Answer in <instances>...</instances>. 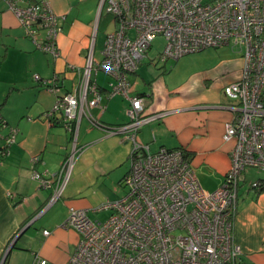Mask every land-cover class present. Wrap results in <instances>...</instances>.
I'll list each match as a JSON object with an SVG mask.
<instances>
[{"label": "built area", "instance_id": "built-area-1", "mask_svg": "<svg viewBox=\"0 0 264 264\" xmlns=\"http://www.w3.org/2000/svg\"><path fill=\"white\" fill-rule=\"evenodd\" d=\"M6 2L35 47L59 57L61 18L50 1ZM102 12L110 16L112 30L105 35L99 59L90 52L85 66L69 65L78 76L71 90L59 93L57 76H33L56 95L44 117L61 121L73 141L60 170L32 172L40 187L52 190L46 208L60 197L83 149L76 145L83 117L107 135L131 143L129 171L122 179L125 193L96 209L109 210L108 217L98 221L85 209L69 210L63 225L73 228L79 240L64 264H239L241 249L233 239L239 181L247 168L264 171V0H99L98 15ZM157 36L164 39L158 55L162 62L222 45L239 51L243 58L240 77L223 88L227 97L238 102L223 134L234 145L223 181L212 191L201 187L184 150L151 151L137 140L142 125L167 113L146 112L144 97L131 94L129 80ZM98 72L109 76L106 97L128 100L126 123L105 125L91 114L102 94L92 77ZM17 131L0 114V158L9 153ZM38 160L33 156V163ZM250 186L258 189L260 184L254 181ZM34 264L47 262L37 256Z\"/></svg>", "mask_w": 264, "mask_h": 264}, {"label": "crops", "instance_id": "crops-1", "mask_svg": "<svg viewBox=\"0 0 264 264\" xmlns=\"http://www.w3.org/2000/svg\"><path fill=\"white\" fill-rule=\"evenodd\" d=\"M49 1L61 18L57 58L35 47L6 0H0V69H9L11 93L21 94L22 98L3 107L6 96L0 103V114L7 126L18 129L9 153L0 158V264H34L37 256L47 264H64L79 240L73 228L63 225L69 210L85 209L89 217L96 214L100 204L119 197L115 190L118 185L124 188L122 179L129 171L128 168L122 177L111 178L117 167L129 161L131 143L119 135H107L103 128L92 126L83 117L76 143L83 149L60 197L46 208L52 190L40 187L32 172L60 170L73 141L72 133L61 121L44 117L53 107L56 95L33 76H57L59 93L71 90L78 76L69 65L85 66L90 52L99 59L105 37L96 53V36L103 14L112 24L105 12L98 15L99 0ZM168 60L180 71L169 83L166 77L170 74L149 81L141 79L139 84L137 71L129 76L131 94L144 97L146 112L167 111L142 125L137 140L151 151L161 147L184 150L201 187L212 191L223 181L234 145V140H224L223 134L225 124L236 114L238 102L227 97L223 88L240 77L243 58L239 51L222 45ZM92 77L102 94L99 106L93 107L91 114L105 125L126 123L128 100L118 95L105 96L107 74L98 72ZM7 130L5 127L2 133ZM101 145H110L111 149L102 152ZM33 156L39 157L36 163ZM247 174L244 170L237 190L233 239L241 249L239 264H264V189L241 186ZM256 181L264 182V178ZM43 230L49 233L44 234Z\"/></svg>", "mask_w": 264, "mask_h": 264}, {"label": "rangeland", "instance_id": "rangeland-1", "mask_svg": "<svg viewBox=\"0 0 264 264\" xmlns=\"http://www.w3.org/2000/svg\"><path fill=\"white\" fill-rule=\"evenodd\" d=\"M108 20V21H107ZM105 18V14H103V23L101 28L98 30L97 36H96V53L98 50L102 48L103 40L105 37L106 32H110L112 30V24L109 23V19ZM108 22V24H107ZM164 47V39L161 36H157L153 39L151 42L150 49L146 52L145 56L142 58V61L138 67L137 74H136V81L137 83H141V79H145L146 81L158 78L160 76H167L170 74V77H166L167 82L169 83V80L175 79L180 72L179 69L175 66L174 63H170V60H168L165 63L159 60V53L162 51ZM9 69L6 67H3L0 69V103H3V99L7 98V103L4 104L3 107H7L8 104H11L15 101V103L18 102V100H21V94L11 93L10 84L8 83V76L10 77ZM2 105V104H1ZM80 135V134H79ZM102 145L100 146V148ZM101 150L102 152L109 151L111 149L110 145H104ZM88 151V150H87ZM86 151V152H87ZM111 153V152H110ZM106 160H109L106 158ZM129 168V161L126 160L124 164L117 167L112 175L111 178L120 175L122 177V172L126 171ZM247 174V179L243 182H240L241 186H249L250 183L256 181L258 178H264V171H258L254 168H247L245 169ZM123 185V184H122ZM240 186V187H241ZM124 188H122L120 185H118V188H116L115 192L121 197L125 192ZM90 218L93 220L98 221H104L108 215L109 212L105 210H101L97 212L96 214H89Z\"/></svg>", "mask_w": 264, "mask_h": 264}, {"label": "trees", "instance_id": "trees-1", "mask_svg": "<svg viewBox=\"0 0 264 264\" xmlns=\"http://www.w3.org/2000/svg\"><path fill=\"white\" fill-rule=\"evenodd\" d=\"M1 116H2V115H1ZM2 118H3V117H2ZM260 181H261V180H260ZM260 181H258L259 184H260L258 190H260V189H264V182H260Z\"/></svg>", "mask_w": 264, "mask_h": 264}]
</instances>
